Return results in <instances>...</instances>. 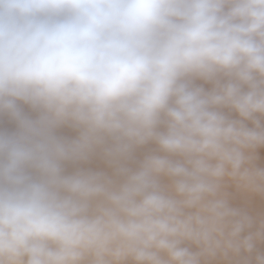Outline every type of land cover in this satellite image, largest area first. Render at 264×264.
<instances>
[{
    "label": "clouds",
    "instance_id": "9594fccd",
    "mask_svg": "<svg viewBox=\"0 0 264 264\" xmlns=\"http://www.w3.org/2000/svg\"><path fill=\"white\" fill-rule=\"evenodd\" d=\"M0 264H264V0H0Z\"/></svg>",
    "mask_w": 264,
    "mask_h": 264
}]
</instances>
